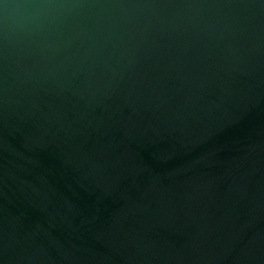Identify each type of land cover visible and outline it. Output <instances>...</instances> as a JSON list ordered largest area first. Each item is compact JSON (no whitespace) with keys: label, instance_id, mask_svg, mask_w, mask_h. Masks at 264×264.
I'll list each match as a JSON object with an SVG mask.
<instances>
[{"label":"water","instance_id":"obj_1","mask_svg":"<svg viewBox=\"0 0 264 264\" xmlns=\"http://www.w3.org/2000/svg\"><path fill=\"white\" fill-rule=\"evenodd\" d=\"M0 264H264V0H0Z\"/></svg>","mask_w":264,"mask_h":264}]
</instances>
